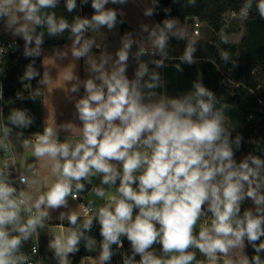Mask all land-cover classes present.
Returning a JSON list of instances; mask_svg holds the SVG:
<instances>
[{
  "label": "clouds",
  "instance_id": "9594fccd",
  "mask_svg": "<svg viewBox=\"0 0 264 264\" xmlns=\"http://www.w3.org/2000/svg\"><path fill=\"white\" fill-rule=\"evenodd\" d=\"M129 2L91 0L92 15H75L70 23L50 11L59 6L60 0H0V21L13 36L23 39L24 56L33 57L21 81L39 75L33 65L35 58L42 56L45 32L37 29H46L50 37L62 36L67 30L72 43L68 50L54 49L55 58L66 59L70 51L72 68L76 67L75 61L84 58L90 73L82 82L74 71L65 77L66 81H76L71 92H78L81 83L85 92L74 104L81 122L79 138L61 142L57 130L45 125L42 132L35 133L34 143L23 140V147H31L37 161L46 159L51 163L50 182L19 175L20 184L40 194L34 197L24 190L18 192L8 174L0 171V264H28L21 248L38 229L45 228L53 211H59L58 219L70 225L48 242L57 264H70L69 257L79 252L81 240L87 251L93 250L96 240L85 233L91 232L94 222L99 224L101 237L99 255L95 257L98 264H111L116 254L112 246L123 248L124 239L130 251L122 264H264V141L249 138L245 142L242 133L233 138L224 111L216 107L217 96L201 81H194L191 90L177 96L157 91L165 81L148 65L164 67L165 59L171 58L170 38H187L178 18H165L152 27L141 23L140 32L148 34L146 40L125 32L114 54L97 41L93 34H100L102 28L112 31L126 22L121 7L107 6ZM158 3L149 0L143 15L156 14ZM195 3L187 0L188 5ZM253 3L244 0L232 17L247 19ZM88 4L89 0H80L79 6L77 0H65L64 6L73 13ZM163 10L166 15L171 11ZM255 11L264 19V0H255ZM220 39L223 44L230 42L223 31ZM134 43L137 66L129 77ZM94 47L100 49L98 56L92 54ZM196 51L189 42L178 59L192 65L196 63ZM157 54L160 59H140ZM220 57L227 62L230 53L222 52ZM175 68L183 71L180 64ZM46 82L47 78L40 81ZM40 94L37 89L30 99ZM16 98L25 99L21 93ZM34 122L35 117L26 109H12L3 134L7 137L11 133V125L20 129L18 134L22 136L23 129ZM62 128L71 131L73 125L64 124ZM244 143L250 144L253 151L238 161L236 153ZM0 147L8 146L0 141ZM257 151L261 155L255 154ZM26 169L33 177L39 176L34 164H27ZM96 177H100V186L93 191L96 197L104 198V203L95 210L88 206L82 224L76 227L80 214L62 209H69V197L77 199L85 189L84 182L91 183ZM105 186H115L114 193L108 195ZM249 200L252 207L242 211ZM155 245L160 246V255ZM249 246L253 249L251 256L245 252ZM234 250H238L235 255ZM197 253L204 259L197 260Z\"/></svg>",
  "mask_w": 264,
  "mask_h": 264
},
{
  "label": "crops",
  "instance_id": "0c3cea01",
  "mask_svg": "<svg viewBox=\"0 0 264 264\" xmlns=\"http://www.w3.org/2000/svg\"><path fill=\"white\" fill-rule=\"evenodd\" d=\"M77 4L79 6L80 0H77ZM65 0H60L59 6L56 9H52L50 11H55L58 17L63 16L70 23L73 20L75 15L81 16H91L93 13V9L89 5L88 7H83L81 10L79 7L73 13L67 12L65 8ZM149 6V0H135V2H130L126 5L115 6L108 5L107 7H121L123 11L126 13L124 17V24H117L116 27L109 31L106 28L101 29L100 34L96 35V39L98 42L103 45H107V51L109 53L114 54L115 50L119 48L121 37L125 34V32H131L133 37L137 40H146L147 33H141L139 25L141 23L148 24L149 27H152L154 23L160 22V20L153 15L152 17H146L143 15V9ZM178 18L180 21V26H182L187 31L186 39L177 40L176 37L170 38L171 48L169 49L170 59H165L164 67L155 68V66L149 63L150 71H157L161 75V79L165 81L163 88H158V92L167 91L169 96H177L181 95L186 91L191 90L192 83L194 81H201L203 83L202 76V65L204 59H211L214 62H217L218 57L224 51L223 44L219 43L220 37H217L220 33V30H216L208 23L203 21L202 26L204 24L207 28H203L201 26L200 33L196 34L193 32V16L187 17H174ZM118 19H120L118 17ZM184 20H188L186 23L181 24ZM209 27V28H208ZM43 30L45 32L44 42L42 43V61H43V77L47 78V82L44 83V96H43V128L45 125L51 126L57 130L59 139L61 142L65 140L72 139L80 132L81 122L77 119L76 110L74 107L75 101L81 98L85 92L83 85L81 83L79 91L73 93L70 91L72 85L76 83V81H66L65 77L72 74L74 71L75 74L79 77V80L82 82L89 78L90 73L86 71L87 65L85 63V59L81 58L78 61H75V69L72 68V57L69 51L68 57L66 59H57L56 53L54 49H60L62 51L68 50L72 41L69 39V32L66 30L62 36L58 37H50L47 34L46 29H37V31ZM0 34L7 35L10 37L13 36L9 30H7L4 26V23L0 21ZM139 34V35H138ZM22 39V38H21ZM189 42H192L197 51L194 53V59L196 63L192 65H188L186 63H182L178 57L183 54L185 45ZM137 51V45L134 43L132 45L130 57H129V68L128 75L131 77L133 75V69L137 66V62L134 58V53ZM100 49L93 48L92 54L98 56ZM141 60L147 62L150 59H155V57L142 56ZM176 64H180V67L183 69L182 72L177 71L175 68ZM147 79V77H145ZM232 82V81H231ZM219 101V100H218ZM217 108H221L225 113L226 118V126L230 130H234L238 127L243 126L246 123V115L238 106L219 101L216 105ZM71 123L73 128L71 131H65L62 128V125ZM43 131V129H42ZM40 131V132H42ZM40 132H23V135H19V132H13L9 134V139L12 143L13 149L16 153L18 164L20 169L28 174L29 177L39 179L41 182L44 180H48L49 182L53 179L50 174L51 163L46 159L44 161H37L35 157L31 155L32 149L23 147V140L30 139L33 143L35 139H33V135L35 133ZM28 136V137H27ZM249 138L246 139V142ZM243 152V151H242ZM240 158L243 157V153L239 154ZM27 164H34L35 169L39 172L38 177H33L32 173L26 169ZM91 183H93L94 187L100 186V177L93 178ZM119 181H117V185ZM39 187V185L37 186ZM107 188V186H105ZM43 190V189H41ZM107 194L111 195L115 191V186L112 188L106 189ZM27 192H29L34 197L38 194L35 189L27 188ZM86 201L85 195L80 193L77 199H72L69 197V209H62L67 212L69 210H74L80 214V216H85L83 211L84 202ZM244 207H252L251 201H246L243 205ZM51 218L49 220H54L59 222V226L63 229L70 227V225L66 224L64 221H60L58 219L59 211H53L50 213ZM91 215V214H89ZM211 215L208 216V222L210 224ZM200 223H203V220L198 222L197 231L199 230ZM47 232L43 235H39L38 239L40 246L45 255V264H57L52 258H47L51 251L48 249L47 245L50 240L49 235H46ZM127 245L129 246L128 241L125 239ZM130 247V246H129ZM155 250L157 255H160V246L155 245ZM99 244L93 246L92 251H88L86 255H84L79 264H98V261L95 260V257L99 255ZM238 250H234V255L237 254ZM246 252V249H245ZM264 258V256H262ZM74 257L69 258L70 264L73 263ZM204 257L197 253V260H203Z\"/></svg>",
  "mask_w": 264,
  "mask_h": 264
},
{
  "label": "trees",
  "instance_id": "16d2710c",
  "mask_svg": "<svg viewBox=\"0 0 264 264\" xmlns=\"http://www.w3.org/2000/svg\"><path fill=\"white\" fill-rule=\"evenodd\" d=\"M90 2L91 0L85 7H88ZM243 3L244 0H196L195 5L191 6L187 4V0H180L179 3H173L172 0H159L154 15L162 20L166 15L163 9L170 8L171 11L168 13L170 15L182 18L198 16L219 30L224 26L230 14L239 12ZM243 25L244 35L238 43L223 44V52L230 53L229 61H222L220 56L217 62L211 59L203 60V84L215 93L219 101L234 104L245 113L246 123L231 130L233 138L238 133H242L245 142L247 138H261L264 141V19H261L255 11V0L252 12L247 19H243ZM237 30L238 28H226L224 33L229 35L232 31ZM23 53L24 48L17 53H12L4 63L7 69L3 71V121L6 125L7 117L12 109H26L30 116L35 117V122L29 128L23 129V132H40L43 129L44 83H40L41 79H44L43 61L42 57L35 58L33 67L39 72V75L24 83L19 78L24 75L27 65L33 61V57H25ZM20 82H23L22 92L19 91ZM26 88L29 90L27 91ZM37 89L41 94L35 100L30 99ZM17 93H21L25 99H17ZM250 114L254 116L248 118ZM8 126L12 128L13 132L21 131L14 126ZM248 146L253 151L251 145L244 143L241 151L236 153L238 161L241 159L239 154ZM255 154L261 155L258 151ZM80 217L76 227H80L83 222L84 216ZM65 223L68 224V221ZM85 235L92 237L100 244L99 224L94 222L91 232H86ZM29 242L30 240L25 242L22 248H26ZM112 247L116 254L113 256L111 264H122V258L129 253L130 247L125 239L123 248L116 245ZM87 253L85 241L81 240L79 252L75 254L72 264H79ZM246 254L253 255V249L250 246L246 248ZM261 256H264V253ZM138 258L139 256L136 257V259Z\"/></svg>",
  "mask_w": 264,
  "mask_h": 264
},
{
  "label": "built area",
  "instance_id": "2783aa9c",
  "mask_svg": "<svg viewBox=\"0 0 264 264\" xmlns=\"http://www.w3.org/2000/svg\"><path fill=\"white\" fill-rule=\"evenodd\" d=\"M174 17L175 16L168 14V15H165L163 19L165 18L170 19ZM193 17H194L193 32L198 34L201 31V26H202L203 21L198 16H193ZM0 48L4 49V52L0 53V86H2V90H4L3 89V71L7 69V67L4 66L5 60L12 53H17L21 51L24 48V41L21 38L10 37L7 35L0 34ZM41 48H42V45H41ZM155 59H160V56L157 54L155 56ZM3 102H4V95H3V99H0V113H2V116H0V141H2L4 144H7L8 147L7 149L0 147V171H5L8 174V179L13 182V185L15 187H17L18 192L21 190L27 191V187L19 183V175L23 174L25 176H28V174L23 172L19 167L17 156L13 149L12 143L9 139V135L5 137L3 134V128L5 126L4 121H3ZM253 116H254L253 114H250L248 115V118H251ZM75 138L78 139L79 134L76 135ZM33 139H35V135H33ZM249 151H252V148L248 146V148H246L243 151V156L246 155ZM5 161H8V164H9V167L7 169L5 168ZM79 195L80 193L77 194V197ZM88 206H90L91 209L93 210L97 209L93 205L85 201L84 208H83L84 213H85V209ZM88 214H92V213H88ZM23 215L24 214L22 213V216ZM15 234L16 233H14V235ZM33 249H37V251L34 252ZM21 252L28 256V261H29L28 264H45V255L39 243L38 231L37 233H34L32 235L28 246L26 248H21Z\"/></svg>",
  "mask_w": 264,
  "mask_h": 264
},
{
  "label": "rangeland",
  "instance_id": "374dc122",
  "mask_svg": "<svg viewBox=\"0 0 264 264\" xmlns=\"http://www.w3.org/2000/svg\"><path fill=\"white\" fill-rule=\"evenodd\" d=\"M56 11V10H55ZM188 20H184L183 22H181V24H184L186 23ZM206 24V23H205ZM204 24V26H202V30L203 28H207L206 25ZM209 28V27H208ZM233 29V28H238L237 31H232V33H230L228 36L230 38V42L229 43H238L242 36L244 35V25H243V20L241 19H238V18H233L232 17V14H230L226 21H225V24L224 26L221 28L222 30H220V33L221 31L224 32L225 29ZM220 33L218 34L217 37H220ZM220 39V38H219ZM219 43L221 44V39L219 41ZM223 44V43H222ZM243 153V152H241ZM240 153V154H241ZM45 228L43 229H38V233L39 235H43L47 232V230L49 229V232L46 234V235H49V238L51 239L53 235H57V234H61V230L62 228L59 226V222L58 221H54V220H46L45 221ZM98 245V241H96V244L95 246ZM52 258L55 262H57L54 258H53V253L51 252L47 258ZM71 258V256L69 257Z\"/></svg>",
  "mask_w": 264,
  "mask_h": 264
},
{
  "label": "water",
  "instance_id": "95a60500",
  "mask_svg": "<svg viewBox=\"0 0 264 264\" xmlns=\"http://www.w3.org/2000/svg\"><path fill=\"white\" fill-rule=\"evenodd\" d=\"M27 81H24V83H26ZM23 82H20L19 84V91L22 92L23 90ZM26 90L28 91L29 88H26ZM85 183V189L82 191V193L85 195V199L86 201L91 205H93L95 208H98L99 206H102L104 203V198H98L95 196V193L93 191V189L95 188L93 186V183H88V182H84ZM139 260V258L137 259Z\"/></svg>",
  "mask_w": 264,
  "mask_h": 264
}]
</instances>
